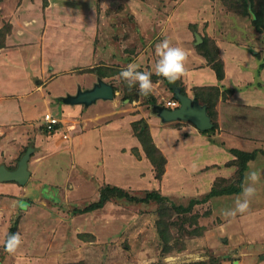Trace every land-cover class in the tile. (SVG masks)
Here are the masks:
<instances>
[{"label": "rangeland", "instance_id": "374dc122", "mask_svg": "<svg viewBox=\"0 0 264 264\" xmlns=\"http://www.w3.org/2000/svg\"><path fill=\"white\" fill-rule=\"evenodd\" d=\"M223 1L230 6L232 2L242 0H0V46L5 45L9 34L4 33L9 32L13 21L15 34L20 37L17 43L21 42L17 49L21 47L20 50L33 52L34 58L39 59L42 44L43 50L45 46L52 58L67 61L65 68L71 73L58 77L57 87L74 92V83L81 81L77 73L88 72L92 67L93 72L89 73L115 88L112 100L96 101V105L83 111L89 115L99 113L97 118L89 121L88 127L85 126L87 121H78L83 117L82 113L74 115L72 120L65 118L71 117L66 110H70L72 105H65L64 109L59 101L51 100L50 110L68 123L63 130L53 134L46 132L45 135L41 130L40 140L45 144L44 150L47 149L45 142H53L49 143L53 148L46 155L41 152L42 144L31 138L14 155L0 148V163L6 162L4 165L12 169L26 147L37 144L28 161L31 176L23 185L29 202L27 199L22 203L26 208L31 201L43 198L38 205L34 203L38 207L35 213L39 220L37 229L28 231V235L20 232L22 244L14 254L3 250L7 217L0 215V224H3L2 229L0 227V264H142L144 259L153 264H164L168 255H200L203 259L198 264H264V217L263 220L252 217V197L249 212L238 213L235 217L224 216L227 202L213 198H242V193L211 197L210 201L193 205L188 212L175 211L171 207V204L185 206L194 195L200 199L210 186L222 187L233 183L237 171L234 154L230 151L229 154L211 151L207 145L201 147L197 143L194 148H200L196 154L198 163L202 159H208L207 163H219L229 158L226 165L229 168L219 165L220 169L206 168L208 170L203 172H194L195 166L190 164L189 172H184L183 168L188 163L186 160L179 162L182 153H174L182 144L179 141L173 151L166 149L170 162L163 183L159 180L161 178L155 180L153 166L142 145L137 141L134 145L130 137L136 140L135 134L140 132L142 124L146 126V120L152 113L151 104L165 106L163 98L168 92L172 95V92L163 81L151 78L155 97L152 92L142 96L138 83L130 88L119 76L129 64L137 65L138 71L154 74L159 59L155 53L157 44L168 39L172 46L183 47L180 39L185 37V31L190 34L188 45L194 48L196 31L206 38L207 32L211 34L213 30L209 27L211 21L213 27L218 25L216 33L220 36L227 34L233 41L240 37L241 42L249 37L248 50L254 51L255 55H248L247 66L237 58L236 62L242 71L252 72L256 79L254 82L260 81V88L264 91V67L260 76L252 68L264 62L262 37L257 39L260 45L256 44V33L249 27L246 16H229L232 20L229 28L220 25L221 18H228ZM195 21L197 23L193 24ZM221 23L224 24V21ZM49 37L50 41L47 40ZM7 47L10 48V45ZM91 54L93 58H90ZM201 69L199 75L207 83L211 70ZM93 80L94 77L88 74L81 82L82 85H92ZM244 80L242 77L238 82ZM237 95H229L231 146L238 136L251 135V120L260 110L264 115V104L255 100V104L249 107L239 105ZM128 115L137 116V120L127 123ZM108 122H118V128L104 126ZM165 131L166 128H159L157 139L169 141L173 138L174 135H166ZM63 135L67 138H62ZM175 135L179 138L180 134ZM13 141H9V145L18 142ZM188 142L190 146L196 143L193 139ZM40 146L41 150H37ZM256 168L264 171V165ZM252 171L254 167L250 163L245 177ZM182 173L190 176L183 179L180 177ZM215 176L219 177L211 178ZM206 182L213 183L207 185L204 184ZM263 182L264 178L259 179L254 187H263ZM106 184L121 185L118 187L136 196L155 190L167 196V202L135 203L112 196L98 211L74 214V208L97 200L99 190ZM242 186H247L245 178ZM260 229L262 237L252 238V233H261Z\"/></svg>", "mask_w": 264, "mask_h": 264}, {"label": "crops", "instance_id": "0c3cea01", "mask_svg": "<svg viewBox=\"0 0 264 264\" xmlns=\"http://www.w3.org/2000/svg\"><path fill=\"white\" fill-rule=\"evenodd\" d=\"M206 19H203V21H206ZM221 21H224V24L221 23ZM231 22L232 20L229 17V15H228L227 20L226 18L220 19V25L228 27V28H229V23ZM11 23H12V26H11V31L9 35L7 36L8 39L7 41L5 40L6 41L5 45L0 47V51H3L2 54L0 55V58H1L0 59L1 60L0 61V148L4 150L6 149L5 152H7L9 155L10 154L14 155V152L18 151L22 146L27 145L30 138L31 140L36 139L38 143L40 142V144H42L40 140L42 138V135L40 134V132L43 131L44 133L43 127L41 125L42 124L41 122L42 114L47 111L55 114L53 111L50 110L52 106L50 104L51 100L53 101V99H55V101H59V103L62 104V108L66 109L65 105L67 104H63L62 101L59 99L60 97H63L69 94H74L78 88L88 89L99 78L96 77L97 75H94L89 72H82L84 74L77 73V74H80L81 81L85 80L86 75L88 74L92 75L94 77L93 82H91L92 85H85V84L82 85L81 81L79 82L76 81L73 85L75 89L72 87L74 90V92L72 93H70L69 90H67L65 87H62L63 90L57 87L56 82H57L58 77L69 75L70 71L66 70L65 68V66L67 65V61L61 62L60 59L52 58L49 55L48 50L45 49V46L43 50L42 44L40 48L41 55L39 56V59L34 58L35 56L33 55V52H28L26 50L24 51L23 49L20 50L21 47L17 49L19 45H21L20 44L21 42L17 43L20 37L19 35L16 36L15 34L16 28H15L13 21H11ZM195 23H197V21H195L193 24ZM212 24L213 23L210 21L209 27L211 28V30L212 29L213 30L212 31L210 30L211 34L207 32V38H209V40H211V42L215 45L217 49L216 54L223 63V71H222L224 72L223 78L221 80H217L215 73H213L214 71L207 64L206 59L203 57V55L199 54V52L196 50L195 47L192 48L190 45H188V43L190 42V39H189L190 34L184 31L183 36L185 37L181 36L183 33L179 36L180 38L182 37L180 39V42L184 44V46L181 48L185 49L188 52V58L186 61V74L181 79H179V81H181L180 82L181 87L184 89L185 93L190 97H194L193 91L195 87L216 85V86H219L220 90H222L223 88L229 89V87L230 88L233 87L234 91L232 92V94L233 95L238 94L237 99H239V105L243 104L244 106L249 107L251 104H255V100L259 104H264V91L262 90V88L258 87L257 85L255 86L253 84L255 79L252 76V72L250 73V72L242 71L240 68H238L239 63L236 62V58H237L239 62L244 63L247 66V64L249 63L248 55L250 53L252 55L255 54L254 51L248 50L250 46L248 42L249 37L244 40L245 43L244 41L241 42L242 39L240 37H238L235 41H233L229 39L227 34L226 35L223 34L221 36L218 35L216 33V29L218 25L213 27ZM214 30H215V33H214ZM205 31L207 30L205 29ZM200 37H201V42H202V36ZM47 40L50 41V37ZM8 45H10V48L7 47ZM241 45H244V46H241ZM34 49L35 48H33V50ZM90 58H93L92 54L90 55ZM90 61L91 60H89V63ZM83 63H84V60H83ZM229 66L231 68H229ZM201 68H203L204 70L208 69L209 72L211 70L210 73L212 74H210V81H208L207 83H205L202 80V77L199 75L201 74L199 72L202 71ZM245 68H248V67H244V69ZM252 68L255 69V65ZM232 73H233V76H232ZM230 76L232 78H230ZM234 76H236L237 78H235ZM242 77H244L245 80L243 82H240V81L238 82V80H241ZM46 92H48L47 95H46ZM44 95H46L47 97ZM152 96L155 97V94H153V92H152ZM165 97L166 98H163V100L165 101L164 105L166 104L167 100L171 99V95L169 94V92H168V95L165 94ZM97 101H102V100H97ZM95 103H98V102H94L88 106H83V105H78V104L72 105L70 110H66V112L70 113L71 117H68V118L65 117V118L66 119L70 118L72 120L74 115H78L82 113L83 117L80 118V120L78 121H82V120L87 121L85 122L86 123L85 126L88 127L89 121L92 120L93 117L97 118L99 116V113L89 115V113L87 112L83 113V111L84 110L87 111L89 107H91L92 105H96ZM221 108L223 110H221ZM214 110H215L214 122L217 125V129H215V131H213L212 133H203L197 130L190 122L179 121V120L171 121V122H162L160 118L157 117L156 114L151 113L149 115L148 119L146 120V126L148 127L149 134L151 135L152 141L154 142L155 146L158 147V149L161 151V153L164 155L166 159L164 174L162 175L161 179H159L160 181H162V183H163L164 177H166L168 174L167 173L168 162H170L168 160L166 149L169 151L170 150L173 151V147H175L179 141H180L179 144L181 143L182 144L177 148V151H175L174 153H180V154L182 153L181 157L179 158V162L180 160L181 162L186 160V163H188L183 168L184 172H189V170L191 169V165L195 166L194 172H196L197 170H202L201 172H203L205 170H208L206 168L220 169L218 168L219 165H221V167L223 168H229V167H226L227 165L226 163L229 161V158H224L223 161H219V163H216L215 161H211L207 163L208 159L206 161L202 159V162L198 163L196 154L199 153L200 148H197V149L194 148L197 146V143H199L201 147H204L205 145H207V147L211 149V151H220V153H224V154L225 153L229 154V149L231 148L240 149L244 151H251L254 149L264 150V115H261L262 110H260L258 115L256 114L251 120L252 121L251 127H250L251 135L250 136L245 135L242 137L238 136V140L236 139L234 140V142H231L232 144H234L233 146H231V144L229 145V142H230L229 141V131H228L229 130V95H227L224 99L220 97L214 106ZM127 117H128L127 123L130 121L132 122V121L137 120V116L135 115L134 116L128 115ZM159 122L165 123V124L161 125L162 126L161 127L158 124ZM67 123L68 122L62 117L61 125L59 126L58 130L59 131L63 130L64 126H66ZM143 125L145 124L143 123L142 126ZM104 126H107L110 128L115 127L114 129H116L118 128V122L116 124H114L113 122H108ZM225 126H226V129H225ZM159 128L160 129L166 128V131L163 133H165L166 135H169V134L174 135L173 138L169 141H164L163 139H160V138L157 139V136H158L157 134L160 133ZM218 128H219V131H218ZM176 133L180 134L179 138L176 137L175 135ZM183 133H184V136H182ZM44 134L47 135L46 133ZM129 137L130 136H128V138ZM49 138L55 139L53 137H49ZM130 138L132 139L133 144L136 143V141L139 142L137 139L135 140L133 137H130ZM190 139H193V141L196 142V143L194 142L195 144H193L192 146H190L188 142V140ZM12 140H14L13 142H16V141L18 142L14 143V145L11 146V144L9 145L8 142ZM77 140L78 142L80 141L79 138ZM175 140L177 142H174ZM45 143L47 144V149L44 150L45 144H42L43 146L42 150H41V146L39 147V149H37V150H41L42 153L44 152L43 155H46L47 152L51 151V148H53V146L49 144V143H53L50 140L49 142H45ZM72 146L74 147L76 145H72ZM31 147H33V151H34V149L37 148V144ZM0 155H1V152H0ZM250 163H251V167L252 166L254 167V171L260 174V179L263 180L264 171L257 169L256 167L264 165V155L261 153H257L256 157L247 163V168H248V165L250 166ZM180 171L182 172V170ZM151 174H152V171H151ZM30 176H31V172H30ZM189 176L190 174L188 173H182L180 177L185 179ZM201 176L203 177V175ZM216 177H219V176H215L211 178L214 179ZM211 178H209V180ZM155 180H158V179H155ZM204 184L211 185L210 182L209 183L206 182ZM255 185L256 184H254L253 187ZM118 186H121V185H118ZM241 193H238V194H241ZM26 194H27V189L24 186H20L15 182H0V208L2 210V212H0V215H4V216L6 215L7 217L6 218L7 221L4 226L5 230L3 234L7 232L8 226L10 224L8 220L16 213H20L16 233L24 232V234L28 235L29 234L28 231L30 230L34 231L37 229L39 220L35 216V213L38 207H36V204L34 203H37L38 205V203H40V201L43 198H38L35 201H31V203H29L27 207L25 208L22 201L23 200L27 201L28 198H25ZM229 195H234V194H229ZM229 195L222 194L221 196H218V197H222V196L225 197ZM213 197H216V196H213ZM262 197H264V185L263 187H260L258 185V189H256V193L252 197V207H251L252 209L248 208V210L243 214H247L249 210L251 209L252 217H256V219L259 218L260 220H263L264 198ZM194 198H196V195H194ZM213 199H219V200L226 201L227 210L229 209L231 210L235 207V201L237 198H223L222 197V198H213ZM28 202H29V199H28ZM229 202L231 204H229ZM0 225L2 229L3 224L1 223ZM259 231L261 232L259 235H255L252 233V238L262 237L261 235L263 234L264 230L261 231L260 229Z\"/></svg>", "mask_w": 264, "mask_h": 264}, {"label": "trees", "instance_id": "16d2710c", "mask_svg": "<svg viewBox=\"0 0 264 264\" xmlns=\"http://www.w3.org/2000/svg\"><path fill=\"white\" fill-rule=\"evenodd\" d=\"M223 3L226 7L224 8L227 11L225 13L229 16H232V18H235L238 15L248 17L249 27L252 29V31L256 33L255 43L256 44L259 43L260 45V42L257 41L259 36L262 37L261 42L264 43L263 42L264 40V5H263L262 0H242L241 2H238V3L232 2L230 6L228 5L230 3H227L224 1ZM9 28H10L9 32L6 33L5 31L4 35L5 34L8 35L10 33L11 24ZM195 48L199 52V54L203 55V57L206 59L207 64L214 71L213 73H215L217 80H221L224 75V72H222L223 63L221 59L217 56L216 54L217 49L215 45L211 42V40H209V38L207 37L206 38L203 37L202 42L196 45ZM263 67H264L263 61L262 63L256 65L254 70L256 71L257 76H260L261 69ZM91 71L92 70L90 68L88 72H91ZM151 78L154 79V81L162 80L168 86L171 92H172V85H176V86H179L180 92L182 94H186L184 89L181 87L179 80H177L174 84L169 83L167 79H165L162 76L156 75V73L152 74ZM253 84L255 86L257 85L258 87H260L261 85L260 81H255ZM233 91H234L233 87L231 88L229 87V89L223 88L222 90H220L219 86H216V85L194 88L193 93H194L195 99L197 100L198 103L206 105L207 114L209 115L213 123V127L211 129L206 130V131H201V132L212 133L213 131H215L217 125L214 122V117H215L214 106L220 97L224 99L227 95L232 94ZM113 92H115L114 87H113ZM171 99H175L173 96V93L171 95ZM128 100H131V98H128ZM151 100H152V103L155 102L154 98H152ZM59 126L60 125H57L56 127L59 128ZM44 132L46 133V131ZM135 135L138 141L140 142V144L142 145L145 156L148 158V160H150L153 166L155 178L157 179L161 178L165 171L166 159L164 155L161 153V151L158 149V147H156L154 142L152 141V137L149 134L148 127L141 126L140 132ZM229 151L234 154L233 156H235V159L233 158L234 164L237 166L235 181L233 183H229L228 185H223L222 187L221 186L220 187L211 186L210 190H208V192L202 198L200 199L191 198L185 206L171 204L172 209H174L175 211L178 210L181 212H188L192 208L193 205L204 203L213 196H221L222 194L229 195V194L241 193L242 184L245 178V171L247 169V163L253 160L256 157L257 153H261L264 155V150L254 149L251 151H244L240 149L231 148L229 149ZM226 164H229V161ZM112 196H115L117 198H123L129 202H135V203H145L146 204L150 201H156L157 203H163V201L167 202V197L155 190L146 191L142 196H136V195L129 194L127 190L121 187L106 184L104 187H102L99 190L97 200L87 203L81 208H74L73 212L74 214H87V213L98 211L102 209L104 205L107 204L106 202H108V200ZM19 217H20V213H16L10 218V224L8 226L7 232L4 235L3 250H4V243L8 235L12 233H16L17 231ZM194 264H198V263L195 262Z\"/></svg>", "mask_w": 264, "mask_h": 264}, {"label": "clouds", "instance_id": "9594fccd", "mask_svg": "<svg viewBox=\"0 0 264 264\" xmlns=\"http://www.w3.org/2000/svg\"><path fill=\"white\" fill-rule=\"evenodd\" d=\"M155 53L159 57L155 66L156 75L162 76L167 79L169 83L174 84L186 74L188 52L185 49L179 46H172L168 39H164L161 43L156 45ZM137 67L138 66L135 64H129L126 69L119 73V76L130 88L138 83L139 94L148 96L153 91V83L151 81L152 73L138 71ZM259 179L260 174L256 171H252L246 175L245 182L247 186H242V198L238 197L235 201V207L231 210H226L223 213L224 216L235 217L238 213L243 214L248 210L250 198L256 193V189L253 185L257 183ZM21 244L22 238L20 233H12L8 235L4 243V250L9 254H14ZM202 259L200 255H168L164 258V264H194V262H198ZM142 264H153V262L144 259Z\"/></svg>", "mask_w": 264, "mask_h": 264}, {"label": "water", "instance_id": "95a60500", "mask_svg": "<svg viewBox=\"0 0 264 264\" xmlns=\"http://www.w3.org/2000/svg\"><path fill=\"white\" fill-rule=\"evenodd\" d=\"M195 45L201 42L199 34L195 33ZM172 93L178 101V106L168 108L166 106L154 103L150 108L153 114H156L162 122L185 121L190 122L197 130L206 131L213 127V123L207 114L206 105L200 104L194 97L180 92L179 86L172 85ZM114 97L113 86L101 79L88 89L78 88L74 94H69L59 99L67 105L88 106L97 100H112ZM33 152V147L29 146L16 162V167L8 168L0 163V182H15L23 186L28 181L30 172L28 161Z\"/></svg>", "mask_w": 264, "mask_h": 264}, {"label": "built area", "instance_id": "2783aa9c", "mask_svg": "<svg viewBox=\"0 0 264 264\" xmlns=\"http://www.w3.org/2000/svg\"><path fill=\"white\" fill-rule=\"evenodd\" d=\"M166 106L169 108H175L178 106V101L176 99H170L166 101ZM43 130L49 134H53L54 132L58 131L57 125H61V118L57 115L47 111L42 114L41 118ZM62 138L66 139V135L61 136Z\"/></svg>", "mask_w": 264, "mask_h": 264}]
</instances>
